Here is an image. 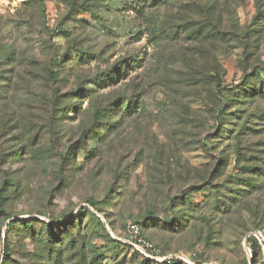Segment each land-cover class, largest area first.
<instances>
[{
    "label": "rangeland",
    "instance_id": "374dc122",
    "mask_svg": "<svg viewBox=\"0 0 264 264\" xmlns=\"http://www.w3.org/2000/svg\"><path fill=\"white\" fill-rule=\"evenodd\" d=\"M0 185V264H264V0H0Z\"/></svg>",
    "mask_w": 264,
    "mask_h": 264
},
{
    "label": "trees",
    "instance_id": "16d2710c",
    "mask_svg": "<svg viewBox=\"0 0 264 264\" xmlns=\"http://www.w3.org/2000/svg\"><path fill=\"white\" fill-rule=\"evenodd\" d=\"M149 1V0H148ZM152 1H155V0H152ZM138 63V67H140L141 64L140 60L137 61ZM127 69H128V65H125V64H122L120 68L118 69H115L114 71H112V76H109V75H105V78L104 79H100L99 80V84L100 86H103V85H108V84H111V83H114L116 82V79L118 78H121L125 75H127ZM98 84V83H97ZM249 88V87H248ZM245 91L246 94H253V91L254 90H251V91H247V89H243ZM257 94V93H256ZM57 97L59 95H56ZM55 104H57V100L55 102ZM60 112H64L65 110L64 109H59ZM124 111H126L128 114L131 113L132 109L129 110V108H125ZM103 118V113H99L97 112L95 114V122L98 123L102 120ZM4 191L3 188L1 187L0 185V207L3 208L4 204H5V197H4ZM90 206L96 211V212H100V210L98 209L97 205L95 202L93 201H88ZM89 214H91L92 216L95 217V214L90 212L89 211ZM149 219H156V217H150ZM6 220H10V222L8 224H6V232L7 234L13 229V228H16V227H19V229H22L24 232L28 233L32 238L36 237V230H35V225H34V222L31 221V220H26V219H22V220H19L17 218H14L12 219L11 216L7 215L6 214ZM74 222V220H65L64 222L60 223V224H53V223H49V224H46L45 227L47 228V238H46V241L43 243V245L47 246V249L48 250H52V249H56L58 247H56V243H58L57 240H59L60 242L62 241V239H60L59 235L57 234L56 232V229L58 227H61L63 230H68L69 226L72 225ZM76 222V221H75ZM166 224H172V220L171 221H165ZM138 225H141V222H137ZM67 237L71 238V234L70 233H66L65 234ZM1 236V234H0ZM107 237L109 238V240L112 241V243H116V241H114L113 239H110V235L107 234ZM151 242V241H150ZM4 244V253L7 252H10V249H9V241L6 242V240H4L3 242ZM70 243H74L73 240H70ZM248 243L252 246L256 245L258 246L259 245V239L256 237V236H250L248 238ZM154 244V243H153ZM128 245V244H126ZM155 245V244H154ZM130 246V245H129ZM156 246V245H155ZM131 247V246H130ZM157 247V246H156ZM132 248V247H131ZM158 248V247H157ZM133 249V248H132ZM134 250V249H133ZM136 251V250H135ZM138 254H140L142 257L145 258V260H147V262H152L153 260L149 259V258H146L145 256H143L141 253H139L138 251H136ZM8 255V254H7ZM6 255V256H7ZM171 261H177L176 259H171L170 261H165V262H162V263H159V262H154L156 264H164V263H167V262H171ZM1 264H9L8 263V260H5V262H2Z\"/></svg>",
    "mask_w": 264,
    "mask_h": 264
},
{
    "label": "built area",
    "instance_id": "2783aa9c",
    "mask_svg": "<svg viewBox=\"0 0 264 264\" xmlns=\"http://www.w3.org/2000/svg\"><path fill=\"white\" fill-rule=\"evenodd\" d=\"M129 238L125 241L134 250L141 253L146 258L153 260L154 262L162 263L164 261H170L173 257H167L161 253V251L150 241L143 238L141 235L140 227L135 222L128 223ZM188 264H193L188 259H183Z\"/></svg>",
    "mask_w": 264,
    "mask_h": 264
},
{
    "label": "water",
    "instance_id": "95a60500",
    "mask_svg": "<svg viewBox=\"0 0 264 264\" xmlns=\"http://www.w3.org/2000/svg\"><path fill=\"white\" fill-rule=\"evenodd\" d=\"M17 219H18V218H17ZM9 222H10V221H9ZM9 222H8V223H9Z\"/></svg>",
    "mask_w": 264,
    "mask_h": 264
}]
</instances>
